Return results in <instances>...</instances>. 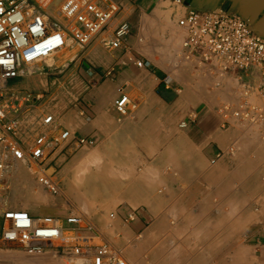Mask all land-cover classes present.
Returning a JSON list of instances; mask_svg holds the SVG:
<instances>
[{"label":"crops","instance_id":"crops-1","mask_svg":"<svg viewBox=\"0 0 264 264\" xmlns=\"http://www.w3.org/2000/svg\"><path fill=\"white\" fill-rule=\"evenodd\" d=\"M119 1L117 20L132 22L157 9L162 0ZM181 7L185 12L201 7L245 15L264 35V0H184ZM110 32L111 27L102 36ZM88 54L103 63L94 67L76 62L67 69L71 58L58 66L65 73L57 82L46 77L38 85L25 76L10 82L13 89L52 87L49 97L37 104L31 103L33 96L17 121L30 139L53 126L70 129L75 138L67 151H76L75 155L83 146L76 137H89L98 145L113 142L106 160L97 158L93 170L83 174V189L91 187L87 199L91 196L96 203L89 209L82 204L86 220L122 248L128 264H264L260 130L238 118L224 125L216 107L195 108L190 97L186 103L172 77L154 70L149 60L147 66L137 65L133 52L117 59L119 51L96 42ZM68 81L73 88L63 87L53 95ZM120 87L134 95L129 94L138 106L135 110L129 106L121 123L112 108ZM75 98L78 103L73 105ZM48 112L55 115L53 126L42 121ZM187 114L189 124L182 127L180 116ZM64 155H57L56 162ZM83 156L76 157V166L85 165ZM56 205L34 207L33 212L68 215L66 204ZM109 209L116 215L111 217V211L110 221ZM132 213L135 218L129 217Z\"/></svg>","mask_w":264,"mask_h":264},{"label":"built area","instance_id":"built-area-1","mask_svg":"<svg viewBox=\"0 0 264 264\" xmlns=\"http://www.w3.org/2000/svg\"><path fill=\"white\" fill-rule=\"evenodd\" d=\"M175 1L181 4L184 0ZM49 6H55L58 17L48 11ZM121 10L119 0H0V180L8 176L11 166L22 164L29 169L37 168L34 173L47 191L60 192L56 168L52 171L50 168L55 156L68 152L75 136L70 129H63L54 136L41 133L32 142L24 141L17 121L33 95L10 88V82L23 74L27 64L64 48L68 36L86 47L111 27L110 34L103 39L105 45L122 47L133 31V24L127 18L117 20ZM179 24L187 30L184 55L220 73L233 72L239 76L238 99L224 101L217 107L223 124L238 118L264 136V35L254 28L250 18L230 10L191 7ZM135 61L139 66L149 64L139 56ZM255 80L259 81V100L252 95L251 83ZM115 103L121 114L128 113L129 106L135 107L125 92ZM54 120L53 113L44 118L46 123ZM188 124V120L180 123L182 127ZM76 138L79 145L94 143L89 137ZM110 216L115 217V211ZM2 217L0 244L18 247L24 253L51 250L78 255L90 264H128L122 248L81 212L64 217L13 207ZM129 217L135 218L136 213Z\"/></svg>","mask_w":264,"mask_h":264},{"label":"rangeland","instance_id":"rangeland-1","mask_svg":"<svg viewBox=\"0 0 264 264\" xmlns=\"http://www.w3.org/2000/svg\"><path fill=\"white\" fill-rule=\"evenodd\" d=\"M185 13L186 12L182 10L181 4L176 2L175 0H162L157 9L153 11H147L143 15L138 16L132 21L133 31L122 47H107L103 40L106 36H102V34L86 47H83L80 43L73 39L60 51L54 52L51 55L43 57L33 63H29L28 65L31 66L34 71L31 76H29L26 70H24L23 74L18 78L25 76L31 79L33 83H36L38 85L42 84L46 80V77H49L50 81L53 80L54 82H57L65 73V71L63 72L62 68H59L58 66L67 63L71 58H73V60L70 61L68 65H66L68 66L66 67L67 69L76 62L81 63V65L87 62L89 66L95 67V65L103 62H97V60L93 56L88 54V51L94 43L98 42L102 43L106 48L114 52L119 51L120 54L115 56V58L117 59L125 58L126 56L124 54L128 51L129 54L133 52L137 56L149 60L154 70L162 72L165 76L169 75L170 77H172L173 81L175 82V86L179 90V93L183 97H185V102L187 103V99L190 97V101L194 103L195 108L209 106L217 108L224 101L235 102L238 99V91L240 88L239 76L237 74L233 72L224 74L220 73L219 71H217V69H211L209 65L199 63L196 59L184 55L183 42L187 36V30L185 29V27L179 24V19ZM168 17L174 20L175 25L177 26V29L175 31L172 29L171 25L168 24ZM173 38L177 40L176 42L173 41V43H171V40ZM53 59H61L63 60V62L56 67H50L48 64H46L48 60ZM258 84V80H255L253 83H251L252 95L255 100H259ZM10 86L11 85H9V87ZM19 90L31 93L35 99L31 101V103L37 104L39 101H42L49 97L52 91V87L50 86L45 90H33L25 86L20 88ZM122 92L130 94L132 97L134 96L129 90H125L120 87L118 90L117 98L121 95ZM55 93L56 89L53 95ZM75 95L76 93L68 97H75ZM65 98L67 97L65 96L63 98H60V100H63ZM53 100L55 102L60 101L54 98ZM77 101L78 98L73 99V105L75 103H78ZM137 107H132L131 109L135 110ZM112 108L114 109V112L116 114V120L120 123L123 122L124 118L129 114V112L126 114H121L116 107V103L113 104ZM50 113L52 112H48L43 116L42 121L46 126L55 125V120L51 123H46L44 121L45 116ZM188 118V114L181 115L180 122H182L183 120H187ZM62 130L63 128H55L53 126V129L46 134L50 137L58 134ZM40 134L41 132H39L34 138L30 139L27 134H23L20 131L21 138L24 141L28 142H32ZM81 147V151L78 153V155H75L76 151L73 152L71 150L70 152H66L67 156L64 155V157L62 158L63 161L60 160V162H56V152L51 156V158H53L54 156L56 158L52 165L53 169H50V171L56 168L55 174L60 183H62L64 171L67 169L64 168L73 163L74 160H76L77 156H79L80 154H84L83 158L86 163L85 165L81 163L79 166L81 168L82 174L85 175L86 173L93 170V168L91 167L94 160H97V158H100L103 161L106 160L107 151L109 147L113 148V142L107 141L106 143L99 145L94 142L92 144H85ZM62 153H65V151ZM9 170L10 172L8 176L5 179L0 180V183L2 182V185L4 187V195H10V197H12L7 206H4L5 201L1 202L0 204V227L3 221L2 216L8 207H22L33 212L34 207L56 205L50 202L36 203V199H34L32 196H27L28 194L31 195V193L35 190H39L38 192L46 191L44 186L40 184L34 173V171H37L36 167H34L33 169H29L26 167L19 168L16 166H11ZM12 187L20 190L18 191L19 193L22 192L20 196H16V192L12 191ZM44 194L51 198H54L57 197L58 193L50 194L44 192ZM88 198V203H90L92 200L90 198L92 197L88 196ZM64 204L69 207L68 214L72 212H81L85 216V213H87V209L82 204H78V206L72 204L70 205L67 203ZM92 205H96V203ZM111 211L112 210L109 209L107 213L108 221H110L109 213ZM36 214H55L64 216V213L61 211L49 213L39 212ZM65 223L68 224L67 222ZM86 261L87 259H83V257L73 255L71 253L58 254L54 251L47 250L46 252L41 254H27L21 251L18 247L0 244V264H90Z\"/></svg>","mask_w":264,"mask_h":264},{"label":"bare ground","instance_id":"bare-ground-1","mask_svg":"<svg viewBox=\"0 0 264 264\" xmlns=\"http://www.w3.org/2000/svg\"><path fill=\"white\" fill-rule=\"evenodd\" d=\"M47 9L53 15L58 17L57 13L55 12V6H49V7H47ZM167 20H168V24L171 25L172 29L175 31L177 29V26L175 25L174 20H172V18L170 19V17H168ZM71 40H73V38L71 36H68L67 37V45H68V43ZM176 40L177 39L173 38L171 40V43H173V41L176 42ZM171 46H172V44H171ZM68 53H69V51H68ZM173 56H174V54H173ZM62 62H63V60H61V59H57V60L53 59V60H48L46 64H48L50 67H56L59 64H61ZM24 70H26V72H27V74H29V76H31L34 73L32 67L29 66L28 64L25 66ZM63 87L64 88L65 87L73 88L72 81H68L66 83H62L58 88H56V93L54 95H57L60 91H62ZM18 167L21 168L23 166H22V164H20V165H18ZM50 169H53V168L51 167ZM58 184L61 186L60 192L58 194L56 193L58 198L57 197L51 198V197L47 196L46 194H44V192H47V193L51 194V192L47 191L46 189H45L46 191H44V192L43 191L38 192L39 190H37V191L35 190L34 192L31 193V195L28 194L27 196H32L34 199H36V203H42V202H50V203H54V204H57V203L58 204L59 203H68L70 205L72 204V205H75V206H78V203H79V204H85V206H87L88 209H89V206H91L90 204H93L92 200H91L90 203H88L89 200L87 199L86 194L91 192L90 191L91 187L89 186L88 187L89 190L86 189V191L83 189V184L85 185V180L83 179V174L81 172L80 166H76V160H74V162L71 163L67 167V169L64 171V176H63L62 183H60L58 181ZM12 189H13L12 191L16 192V196H20V194L22 193V192L19 193L18 191H20V190H17L14 187H12ZM4 193H5L4 192V187H3L2 182H1L0 183V204H1V202L5 201V205L4 206H7V204H9V202H10L12 197H10V195L5 196ZM23 195H26V194H23ZM33 205H36V204H33Z\"/></svg>","mask_w":264,"mask_h":264}]
</instances>
